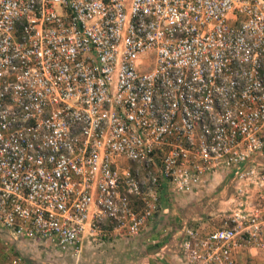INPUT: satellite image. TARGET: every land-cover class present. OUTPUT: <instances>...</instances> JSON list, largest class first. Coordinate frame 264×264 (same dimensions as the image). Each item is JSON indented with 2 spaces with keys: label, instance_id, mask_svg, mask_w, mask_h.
I'll use <instances>...</instances> for the list:
<instances>
[{
  "label": "built area",
  "instance_id": "obj_1",
  "mask_svg": "<svg viewBox=\"0 0 264 264\" xmlns=\"http://www.w3.org/2000/svg\"><path fill=\"white\" fill-rule=\"evenodd\" d=\"M234 173L185 264L264 252V0H0V228L62 253L135 237L160 192ZM3 264H20L13 257Z\"/></svg>",
  "mask_w": 264,
  "mask_h": 264
},
{
  "label": "crops",
  "instance_id": "obj_2",
  "mask_svg": "<svg viewBox=\"0 0 264 264\" xmlns=\"http://www.w3.org/2000/svg\"><path fill=\"white\" fill-rule=\"evenodd\" d=\"M234 173H216L203 179L202 183L189 193H176L169 189L160 192L158 212L150 218L140 234L131 239L113 238L101 243L96 241L93 230L86 231L84 239L91 256L85 257L88 264H185L180 251V243L185 238V230L207 234L220 227L226 211L235 209L239 197L236 196ZM232 208V209H231ZM229 209V210H228ZM8 237H10L8 235ZM19 243L39 246L48 254L51 246L37 239L13 238ZM126 243V241H129ZM124 244H120L122 242ZM120 244V245H119ZM23 246L24 254H36L35 249ZM120 251L115 253L114 249ZM54 249V248H53ZM98 253V254H97ZM117 254V255H116ZM25 256V255H23ZM27 257V256H26ZM92 257L95 260H92ZM32 258V255H29ZM237 264H264V252L246 249L234 252ZM86 263V264H87Z\"/></svg>",
  "mask_w": 264,
  "mask_h": 264
},
{
  "label": "rangeland",
  "instance_id": "obj_3",
  "mask_svg": "<svg viewBox=\"0 0 264 264\" xmlns=\"http://www.w3.org/2000/svg\"><path fill=\"white\" fill-rule=\"evenodd\" d=\"M95 231H96L95 232L96 234L93 237H95L97 240L89 243L91 244V246L97 241L101 243L102 241H107L108 240L107 238L109 239L113 238V236H111L112 234L110 232V228L108 227V224L106 221L103 222V224L99 225L95 229ZM119 238L127 239V240L134 239V238L131 239V237H119ZM130 240L126 241V243H129ZM120 244H124L123 241L120 242ZM85 245H86V240H83L79 251L76 253H72V252L62 253V252L57 251L54 247L51 246L50 247L51 252H48L47 254L46 252L41 251L42 249L39 246L37 247L35 246V248H32L31 243L29 244L19 243L18 239L13 241L11 237H8V234L6 231L0 228V264L5 263L6 261H8L9 259L13 257H19L20 264H86L87 261L89 262L91 261H90V257L89 259H87L85 255L89 254L91 256L95 251L93 252L91 251V253L89 251L87 253L89 249L85 247ZM124 245H127V244H124ZM23 246L29 247V248L31 247V249H35L36 254H27V255L24 254L22 250ZM113 251L117 253L120 250L117 248V249H114ZM29 255H32V258H29ZM92 260H95V258L92 257Z\"/></svg>",
  "mask_w": 264,
  "mask_h": 264
}]
</instances>
